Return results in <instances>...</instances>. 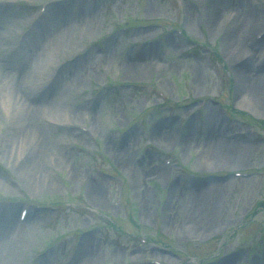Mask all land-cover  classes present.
Segmentation results:
<instances>
[{
    "label": "rangeland",
    "instance_id": "374dc122",
    "mask_svg": "<svg viewBox=\"0 0 264 264\" xmlns=\"http://www.w3.org/2000/svg\"><path fill=\"white\" fill-rule=\"evenodd\" d=\"M243 9L264 18V0H0V264H264V105L238 66L264 73V19L236 52ZM210 135L247 147L224 162Z\"/></svg>",
    "mask_w": 264,
    "mask_h": 264
},
{
    "label": "bare ground",
    "instance_id": "6f19581e",
    "mask_svg": "<svg viewBox=\"0 0 264 264\" xmlns=\"http://www.w3.org/2000/svg\"><path fill=\"white\" fill-rule=\"evenodd\" d=\"M218 9V8H217ZM218 11V10H217ZM216 11V12H217ZM234 14H236L235 16L237 17V22H236V25H235V27H234V32H233V40H234V43H235V46H236V49L234 48V50L237 52H239V51H246L247 49H246V47H245V45H243V43H241L239 40H237V36H238V34H240V32H241V30L239 29V28H237V25H238V23H241V20H243V22L245 21V22H247L246 23V25L247 24H250V26L251 27H253V26H262V24H263V22H262V20L264 19H262V18H258L257 16H251V15H249V13H248V10H246V9H243L242 10V13H234ZM213 15H215V13L213 14ZM231 17V16H230ZM264 21V20H263ZM245 25V26H246ZM248 26V25H247ZM246 32V31H245ZM243 33V32H242ZM247 34V33H246ZM246 34H242L243 36H242V38L243 37H245V35ZM241 38V37H240ZM234 46V47H235ZM247 52V51H246ZM247 62V61H246ZM246 62H242L241 64H238V66H239V68H241L242 69V71H245V73H246V76H248V78L250 79V76H251V79H250V82H249V84H248V94H249V96L250 97H252L254 100H257V102L260 104V105H264V73H258V72H255V73H251V69H249L248 68V66H247V64H246ZM1 74V73H0ZM0 76H2V75H0ZM76 79L77 80H80L79 82H81L82 80V75H81V72L79 71L78 73H77V76H76ZM18 85H20L19 83H15L14 81H12V83H11V86H10V88H9V90H8V95L10 94V96L12 97V101L13 102H15L16 100H14L16 97H18L17 98V101H16V103H18V104H21L20 105V107H18V111H17V114H18V118L21 116V114L22 113H24V110L25 111H27L26 112V116H27V113L29 112V111H32V110H30L29 109V106H23V105H25L24 103H26L24 100L23 101H21V97H20V91H18V90H20V89H18L17 87H18ZM24 87H26V86H24ZM27 89L29 88V87H26ZM26 90V89H25ZM29 90V89H28ZM58 90H61V86H59L58 87ZM24 92V91H23ZM22 92V93H23ZM26 94H24L25 96L27 95V96H30L31 95V90H29V91H27L26 90ZM25 93V92H24ZM24 102V103H23ZM53 102V104H58V103H61L60 101H52ZM49 106V105H48ZM47 106V107H48ZM50 108H52L51 106H49ZM68 108V107H67ZM66 108V109H67ZM65 107H62L61 108V110L59 111V113H63L65 110ZM80 109H82V108H80ZM53 112H54V109H53ZM55 112H58V111H55ZM20 122V124L22 125L23 123L25 124H28V125H31L32 123H33V121H25L24 122V119L23 120H20L19 121ZM37 133H38V129H36V128H31L30 129V133L29 132H27L25 135H21L22 137H24V138H26V137H28L29 136V134H32V135H34V136H38L37 135ZM41 136H39V137H37V138H40ZM156 138H158L157 137V135L155 136ZM219 139H221L220 137H218V136H215V135H210V136H208L207 138H206V142H207V146H208V149L210 150V151H212V152H216L217 153V155H218V157L220 158V159H222L224 162L226 161V162H236V158H238V157H240V156H238V155H242V153H243V150H244V148H246L247 146L246 145H239V146H237V147H234V146H228V147H226V145H225V142H222L221 140H219ZM27 144H30V143H28L27 142ZM230 144V143H229ZM234 147V148H233ZM224 152V153H223ZM220 153H221V155H220ZM223 153V154H222ZM223 155V156H222ZM243 160H244V156H243ZM137 167V166H136ZM135 170H137L136 168H135ZM93 189H94V184H93ZM193 224V226L195 227V229L197 230V225H195L194 223H192ZM209 227H213L214 225H215V222H209ZM192 226V227H193ZM95 261H96V259H94ZM95 261H93V262H95Z\"/></svg>",
    "mask_w": 264,
    "mask_h": 264
}]
</instances>
